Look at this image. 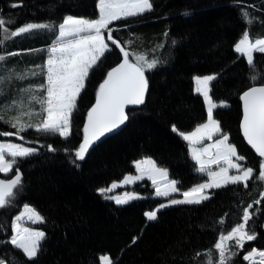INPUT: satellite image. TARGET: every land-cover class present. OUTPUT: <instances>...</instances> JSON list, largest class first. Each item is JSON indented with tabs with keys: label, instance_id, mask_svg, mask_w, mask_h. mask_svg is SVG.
<instances>
[{
	"label": "trees",
	"instance_id": "obj_1",
	"mask_svg": "<svg viewBox=\"0 0 264 264\" xmlns=\"http://www.w3.org/2000/svg\"><path fill=\"white\" fill-rule=\"evenodd\" d=\"M14 3L20 6L12 7ZM97 3L98 0H0V15L15 22L13 30L30 22L59 25L66 16L96 19ZM152 3V11L112 23L113 37L126 50L159 60L156 68L145 72L149 85L145 103L132 106L126 113L125 124L95 143L86 158L76 162L78 167L72 163V150L82 142L87 112L95 104L96 92L107 72L123 59L115 46L85 82L72 114L69 139L38 133L35 129L20 133L23 139L0 135L2 140H16L38 149L18 164L23 180L14 207L0 210V258L7 259L9 264H99V256L104 254L113 264H188L193 253L213 247L220 231L241 222L243 207L261 199L259 192L264 189L253 180L247 189L229 185L209 190L208 201L167 207L158 212L156 221H147L144 213L167 199L153 196L148 180L123 189L144 196L126 205H116L97 192L127 174H134L133 162L144 157L166 168L168 176L178 181L181 192L207 179L205 174L195 171L197 165L190 156L188 143L178 132H191L205 122V103L194 90L193 77L214 73L220 75L210 83L209 95L213 102L227 105L214 109V119L219 121L222 133L228 134V142L246 158L245 166L253 167L257 170L254 175L258 174L260 157L246 146L239 130L240 95L252 85L249 79L252 73L246 59L238 58L234 45L246 28L253 40L264 37V23L249 26L241 16L242 10H247L253 18L264 21V0H152ZM56 34L36 30L7 43L8 52L22 53L11 57L7 67L23 72L42 64ZM130 40L132 43H127ZM29 49L45 51H25ZM254 59L257 72L264 73V54L254 53ZM40 83L41 77L16 82L0 103L16 96L18 89ZM12 115V111H7L5 119ZM172 125L178 132L172 131ZM15 131L9 124L0 123V133ZM47 145L56 151L50 152ZM65 149L69 151L66 153ZM14 174L15 169L9 175L0 173V179H10ZM24 204L31 205L44 217V222L35 226L46 233L38 256L31 261L7 243L12 234L11 221ZM250 211L255 215L249 228L258 234L257 239L245 243L234 264H247L243 255L253 248L264 250V199ZM221 218L223 225L217 223ZM133 237H138L134 244Z\"/></svg>",
	"mask_w": 264,
	"mask_h": 264
},
{
	"label": "snow or ice",
	"instance_id": "obj_2",
	"mask_svg": "<svg viewBox=\"0 0 264 264\" xmlns=\"http://www.w3.org/2000/svg\"><path fill=\"white\" fill-rule=\"evenodd\" d=\"M18 6L20 5L15 3L12 5V7ZM97 7L99 12L97 19L66 16L59 25L30 22L14 30L12 25L15 22L0 15V100L8 94L16 82L30 77L43 79V83L29 84L25 88L18 89L16 96L0 103V123L9 124L16 130L0 133L3 136H20V133L27 129H35L38 133L69 139L72 135L71 118L78 97L85 89V82L90 72L98 66L105 54L111 51L108 42L119 48L122 53V61L107 72L106 78L96 92L95 104L87 112L82 142L72 150L74 154L72 163L77 167L79 165L76 162L83 161L95 143L125 124L128 120L126 106L145 103L149 86L145 72L156 68L159 64L158 59H149L146 54H131L113 37V29L109 27L114 21L142 16L152 11V0H98ZM184 14L188 15V13ZM241 16L249 26L255 22L264 23L253 18L247 10H242ZM36 30L58 33L55 42L46 50V60L23 72L16 71L15 67H7V61L11 57L22 53L8 52L5 45L17 37L31 34ZM127 43L131 44L132 41ZM175 43L173 41V44ZM25 51L31 53L45 50ZM234 51L238 54V58L246 59L252 73L249 77L252 85L241 96L243 118L240 128L247 144L260 157L258 174L254 175L257 170L253 167L245 166L243 162L246 158L238 154L234 145L228 143V134L222 133L219 121L214 119V109L227 106L226 102L214 103L209 95L210 83L220 75L214 73L194 77L195 92L202 95L207 105V122L187 134L178 132L176 126L172 125V131L178 132V135L188 142L191 158L197 165L195 171L206 174L208 179L181 192L177 187L178 181L168 179V170L157 167L155 162L148 158L134 162L139 175H126L119 183L113 182L109 187L97 189L103 198L114 201L116 205H126L131 201L142 199L143 197L134 191H126L122 195H108V193L147 177L154 185L155 197L169 198L166 203L159 204L155 210L144 213L147 221H156L161 209L179 204L199 205L208 201L211 199V194L207 190L227 188L229 185H242L247 189L249 182L253 180L260 182L259 186L264 189V73L257 72L254 59V53L264 54V37L253 40L250 31L246 28L241 39L234 45ZM130 55H134L135 62L130 60ZM7 111H12L13 115L5 119ZM216 134H221V138L216 139L213 144L202 148L195 147L205 138L212 140ZM20 139L23 137L20 136ZM46 147L50 152L56 151L52 145ZM37 151L36 148L22 144L0 142V173L8 174L15 169L12 178L0 179V210L14 207V198L22 188L23 180V173L18 164L20 160L32 156ZM64 151L67 153L69 150ZM212 165H216L218 170L214 171ZM175 193H180L183 198H170ZM259 197L264 199V190L259 192ZM261 199L253 200L243 207L241 222L227 231H220L213 247L193 253L188 264H234V259L244 248L245 243L257 239L258 234L249 228V222L255 215L250 209H253L254 204L259 205ZM25 220L33 224L43 223L44 217L35 208L24 205L23 211L11 221L13 234L7 243L20 250L22 255L31 261L38 256L46 233L23 226L22 221ZM217 223L223 225L224 219L221 218ZM137 239L138 237H133L132 243L134 244ZM100 260L103 264H113L108 255L100 257ZM243 260L252 264H264V250L253 248L243 255ZM0 264H9V261L0 258Z\"/></svg>",
	"mask_w": 264,
	"mask_h": 264
},
{
	"label": "rangeland",
	"instance_id": "obj_3",
	"mask_svg": "<svg viewBox=\"0 0 264 264\" xmlns=\"http://www.w3.org/2000/svg\"><path fill=\"white\" fill-rule=\"evenodd\" d=\"M98 4V3H97ZM98 8V7H97ZM98 15H99V12H98ZM98 18V17H97ZM96 18V19H97ZM114 22H116V21H114ZM110 28H112V29H114V27L112 26V24L109 26ZM58 34V33H57ZM107 36V33L105 32V37ZM242 37V36H241ZM241 37L239 38V39H241ZM55 38H56V36H55ZM239 41V40H238ZM109 44H110V47L112 48L114 45H111V42H108ZM50 47V46H49ZM48 47V48H49ZM46 53V58H47V51L45 52ZM132 53H134V52H131V54ZM46 58H45V60H46ZM130 60H132L133 62H135V59H134V55H131L130 57ZM34 63V62H33ZM7 66H10V62H7ZM197 76H199V75H197ZM206 76V75H205ZM195 77V76H194ZM194 77H193V83H194V90H195V87H196V85H195V81H194ZM201 77H203V76H201ZM202 96V95H201ZM203 98V97H202ZM204 100V99H203ZM205 103V102H204ZM214 103H217V104H219L220 102H214ZM205 108H206V113H207V105L205 104ZM87 120V119H86ZM216 120V119H215ZM87 122V121H86ZM207 122V117H206V120H205V122L204 123H206ZM203 124V123H202ZM195 130V129H194ZM194 130H192V131H194ZM191 131V132H192ZM191 132H183V133H185V134H187V133H191ZM218 138H221V134H216V135H214V137H213V139L212 140H208L207 138H205V140L204 141H202L201 143H198L197 145H195V147H197V148H202V147H204V146H206V145H208V144H213L214 142H215V140L216 139H218ZM0 142H13V143H17V144H22V145H24V146H26V147H30V148H35V147H33V146H29V145H26V144H23V143H21V142H19V141H16V140H10V139H5V140H2V139H0ZM188 143V142H187ZM229 143V142H228ZM231 144V143H230ZM188 149H189V147H188ZM214 151V150H213ZM189 153H190V149H189ZM190 156H191V153H190ZM149 157H144V158H141V159H138V160H135V161H140V160H145V159H148ZM151 159V158H150ZM152 160V159H151ZM134 161V162H135ZM134 162H133V165H134V168H135V164H134ZM157 167H159V168H163V169H166V168H164V167H160V166H158V165H156ZM147 167V166H146ZM212 167V169L215 171V170H218V167L216 166V165H212L211 166ZM11 173V172H10ZM10 173H8V174H4V175H9ZM3 174V173H2ZM140 173L139 172H137V170H136V168H135V173L134 174H127V175H133V176H135V175H139ZM231 174V173H230ZM206 175V174H205ZM126 176V175H125ZM124 176V177H125ZM207 177V176H206ZM157 179H159L158 177H157ZM168 179L169 180H174V179H171L169 176H168ZM208 179V178H207ZM206 179V180H207ZM123 180V179H122ZM122 180H120V181H122ZM143 180H148V182L150 183V187L152 188V190H153V193H154V190H155V188H154V185L152 184V182H151V180H149L147 177H145L144 179H142V180H139V181H136L135 183H138V182H141V181H143ZM205 180V181H206ZM120 181H117V183H119ZM205 181H203V182H205ZM203 182H201V183H203ZM135 183H133V184H131V185H124V186H122V187H119V188H117V189H114L113 190V192H111V193H108V195H122L124 192H126V191H123V189H125V188H127V187H131L132 185H134ZM112 184V183H111ZM110 184V185H111ZM109 185V186H110ZM108 186V187H109ZM187 191V190H186ZM207 191H209V190H207ZM183 192V191H182ZM136 193H138V192H136ZM141 195V194H140ZM153 195V194H152ZM142 197H144L143 195H141ZM154 196V195H153ZM170 198H176V199H182L183 197L180 195V193H175V194H172V196L170 197ZM167 199H169V198H167ZM167 199L164 201V202H162V203H166V201H167ZM24 205H29V204H24ZM24 205L21 207V209L19 210V212L16 214V215H19V213L21 212V211H23V209H24ZM29 206H31V205H29ZM32 207V206H31ZM158 207V206H157ZM156 207V208H157ZM155 208V209H156ZM154 209V210H155ZM15 215V216H16ZM14 216V217H15ZM13 217V218H14ZM36 224H39V223H35V224H33V223H31L30 221H27V220H25V221H22V225L23 226H25V227H31V228H35V229H37V230H42L41 228H38V227H36L35 225ZM263 226H264V221H263ZM43 231V230H42ZM11 232H12V229H11ZM13 234V233H12ZM11 234V235H12ZM256 249V248H255ZM252 250V249H251ZM251 250H249V251H251ZM257 250H259V249H257ZM249 251H247V252H249ZM247 252H245L244 253V255L247 253ZM104 255H107V254H104ZM104 255H100L99 256V264H103V262L100 260V257H102V256H104ZM258 259V258H257ZM247 264H252V262H250V261H245Z\"/></svg>",
	"mask_w": 264,
	"mask_h": 264
},
{
	"label": "water",
	"instance_id": "obj_4",
	"mask_svg": "<svg viewBox=\"0 0 264 264\" xmlns=\"http://www.w3.org/2000/svg\"><path fill=\"white\" fill-rule=\"evenodd\" d=\"M246 90H247V89H246ZM246 90H245V91H246ZM242 94H243V93H242ZM242 94L240 95V102H241V118H240V122H239V130H240V134H241V136H242V138H243V140H244L246 146H247V147H248V148H249V149H250L255 155H257V154L255 153V151H254L253 149H251V146L247 144L246 140H245L244 137H243L242 130H241V128H240V124H241V122H242V118H243V101H242V99H241ZM95 98H96V97H95ZM131 107H132L131 105H130V106H126V108H125V112L127 113V111H128ZM121 127H122V125H121L118 129H116L115 131H113L112 133L107 134L105 137H107V136H109V135H111V134L117 132ZM105 137H103V138H105ZM257 156H258V155H257Z\"/></svg>",
	"mask_w": 264,
	"mask_h": 264
}]
</instances>
